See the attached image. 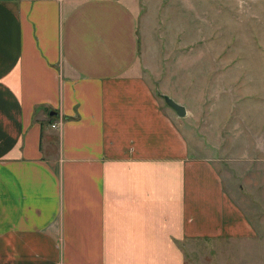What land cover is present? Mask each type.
I'll list each match as a JSON object with an SVG mask.
<instances>
[{"label": "crops", "instance_id": "crops-1", "mask_svg": "<svg viewBox=\"0 0 264 264\" xmlns=\"http://www.w3.org/2000/svg\"><path fill=\"white\" fill-rule=\"evenodd\" d=\"M130 1L0 0V264H184V240L256 237L156 97Z\"/></svg>", "mask_w": 264, "mask_h": 264}, {"label": "rangeland", "instance_id": "rangeland-1", "mask_svg": "<svg viewBox=\"0 0 264 264\" xmlns=\"http://www.w3.org/2000/svg\"><path fill=\"white\" fill-rule=\"evenodd\" d=\"M130 3L156 97L172 113L160 93L185 106L177 122L192 153L256 229L250 242L184 240V264H264V0Z\"/></svg>", "mask_w": 264, "mask_h": 264}, {"label": "water", "instance_id": "water-1", "mask_svg": "<svg viewBox=\"0 0 264 264\" xmlns=\"http://www.w3.org/2000/svg\"><path fill=\"white\" fill-rule=\"evenodd\" d=\"M160 96L162 97L163 101L168 106H170L178 116H184L186 114V108L183 104L177 102L176 100H174L172 97L168 96L165 93H160ZM48 114L55 115L56 112L54 110H49Z\"/></svg>", "mask_w": 264, "mask_h": 264}, {"label": "built area", "instance_id": "built-area-1", "mask_svg": "<svg viewBox=\"0 0 264 264\" xmlns=\"http://www.w3.org/2000/svg\"><path fill=\"white\" fill-rule=\"evenodd\" d=\"M51 125H54L53 123Z\"/></svg>", "mask_w": 264, "mask_h": 264}]
</instances>
